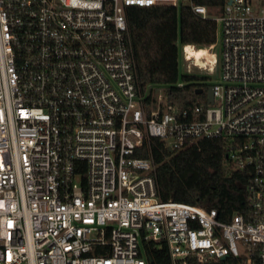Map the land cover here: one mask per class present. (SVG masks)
Masks as SVG:
<instances>
[{
    "label": "built area",
    "instance_id": "2783aa9c",
    "mask_svg": "<svg viewBox=\"0 0 264 264\" xmlns=\"http://www.w3.org/2000/svg\"><path fill=\"white\" fill-rule=\"evenodd\" d=\"M183 5L219 51L214 101L179 108L141 86L127 11ZM151 138L223 139L246 208L162 200ZM146 241L172 264H264V0H0V264H149Z\"/></svg>",
    "mask_w": 264,
    "mask_h": 264
},
{
    "label": "trees",
    "instance_id": "16d2710c",
    "mask_svg": "<svg viewBox=\"0 0 264 264\" xmlns=\"http://www.w3.org/2000/svg\"><path fill=\"white\" fill-rule=\"evenodd\" d=\"M212 9L225 0H196ZM128 26L138 66L141 86H166L168 104L179 108L208 104L209 76L179 74L180 45L207 48L217 41L216 22L203 18L188 6L178 8L130 7ZM183 82V86H178ZM200 88L203 90L200 92ZM140 156H152L157 164L159 196L216 208L219 216L229 218L246 208V170H229L225 164L226 143L219 138H205L179 152L151 138ZM149 264H172L166 243H144Z\"/></svg>",
    "mask_w": 264,
    "mask_h": 264
},
{
    "label": "rangeland",
    "instance_id": "374dc122",
    "mask_svg": "<svg viewBox=\"0 0 264 264\" xmlns=\"http://www.w3.org/2000/svg\"><path fill=\"white\" fill-rule=\"evenodd\" d=\"M200 49L206 51L208 48H200ZM212 51H215L218 53L219 49L218 48L217 49L211 48V50H209V52H206L203 54V57L206 60H208L209 56H210L212 59V62H213L215 56H214ZM188 64L191 65V67H192V70L189 72L187 71V65ZM201 65H202L201 62L199 64H196V63L192 62V60L187 62L185 60V57H184L183 46L180 45V47H179V74L180 75L190 73V74H195V75H199V76H209L211 78V82H213L218 76V67L215 71L214 68L207 69L206 67L201 66Z\"/></svg>",
    "mask_w": 264,
    "mask_h": 264
},
{
    "label": "bare ground",
    "instance_id": "6f19581e",
    "mask_svg": "<svg viewBox=\"0 0 264 264\" xmlns=\"http://www.w3.org/2000/svg\"><path fill=\"white\" fill-rule=\"evenodd\" d=\"M186 49H187V58H189L190 60H192V62L199 64L200 62L202 63L201 66H204L206 68H211L212 66V59L209 56V61L206 60L203 57V54L206 52H209V50H211V48L207 47L208 49L206 51L201 50L200 48H197L195 45H191V44H187L186 45ZM196 47V48H195Z\"/></svg>",
    "mask_w": 264,
    "mask_h": 264
},
{
    "label": "water",
    "instance_id": "95a60500",
    "mask_svg": "<svg viewBox=\"0 0 264 264\" xmlns=\"http://www.w3.org/2000/svg\"><path fill=\"white\" fill-rule=\"evenodd\" d=\"M202 90H203V89L200 88L199 91L201 92ZM207 96H208V101H209L210 103H212V102L214 101L213 88H212V86H210V87L208 88Z\"/></svg>",
    "mask_w": 264,
    "mask_h": 264
}]
</instances>
